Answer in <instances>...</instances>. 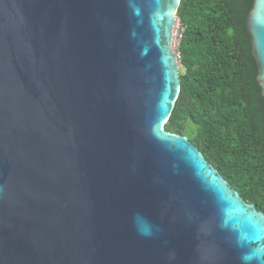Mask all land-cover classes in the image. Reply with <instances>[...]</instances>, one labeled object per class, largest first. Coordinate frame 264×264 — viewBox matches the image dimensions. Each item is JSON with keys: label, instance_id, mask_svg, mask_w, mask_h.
Wrapping results in <instances>:
<instances>
[{"label": "water", "instance_id": "obj_1", "mask_svg": "<svg viewBox=\"0 0 264 264\" xmlns=\"http://www.w3.org/2000/svg\"><path fill=\"white\" fill-rule=\"evenodd\" d=\"M180 2L0 0V264H264V214L164 130Z\"/></svg>", "mask_w": 264, "mask_h": 264}, {"label": "trees", "instance_id": "obj_2", "mask_svg": "<svg viewBox=\"0 0 264 264\" xmlns=\"http://www.w3.org/2000/svg\"><path fill=\"white\" fill-rule=\"evenodd\" d=\"M253 0H181L180 92L166 132L186 137L264 214V98L246 17Z\"/></svg>", "mask_w": 264, "mask_h": 264}, {"label": "rangeland", "instance_id": "obj_3", "mask_svg": "<svg viewBox=\"0 0 264 264\" xmlns=\"http://www.w3.org/2000/svg\"><path fill=\"white\" fill-rule=\"evenodd\" d=\"M182 32H183V30L180 27V21L176 17V21H175V24H174V27H173L172 49H173L174 54L177 57V62H178L179 68L181 67V65H180V62H179L178 46H179V43H180Z\"/></svg>", "mask_w": 264, "mask_h": 264}, {"label": "clouds", "instance_id": "obj_4", "mask_svg": "<svg viewBox=\"0 0 264 264\" xmlns=\"http://www.w3.org/2000/svg\"><path fill=\"white\" fill-rule=\"evenodd\" d=\"M160 229L158 226H154L152 230H150L149 232H141V235H145V236H151L157 232H159ZM169 259L170 260H174L175 259V253H170L169 255ZM251 259V256L250 255H245L242 257V261H243V264H249V261Z\"/></svg>", "mask_w": 264, "mask_h": 264}]
</instances>
